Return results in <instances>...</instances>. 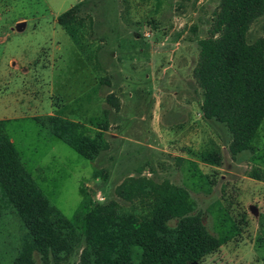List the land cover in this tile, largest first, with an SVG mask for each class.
<instances>
[{
    "label": "rangeland",
    "instance_id": "374dc122",
    "mask_svg": "<svg viewBox=\"0 0 264 264\" xmlns=\"http://www.w3.org/2000/svg\"><path fill=\"white\" fill-rule=\"evenodd\" d=\"M80 3V49L56 16ZM218 0H0V121L25 169L65 215L81 199L116 200L128 175L182 185L207 229L228 238L196 264H264V121L251 150L204 119L192 68ZM147 31L148 35L143 32ZM264 36V13L246 31ZM106 121L94 160L39 130L33 115ZM102 123V121L100 122ZM92 131V130H91ZM217 165L199 159L210 143ZM97 174H93V168ZM0 213V264L15 255L13 212ZM77 256L61 264H79ZM33 264L44 262L36 252Z\"/></svg>",
    "mask_w": 264,
    "mask_h": 264
},
{
    "label": "trees",
    "instance_id": "16d2710c",
    "mask_svg": "<svg viewBox=\"0 0 264 264\" xmlns=\"http://www.w3.org/2000/svg\"><path fill=\"white\" fill-rule=\"evenodd\" d=\"M79 9L80 3L72 4L55 20L83 49ZM263 13L264 0H218L206 35L197 39L192 75L200 90L199 109L204 119L224 125L231 154L251 150L264 121V36L246 38L250 23ZM32 119L83 158L94 160L108 145L102 116L88 117L93 129L56 113ZM198 157L217 165L218 146L211 142ZM115 193L127 205L81 199L65 215L25 169L0 121V210L13 212L22 229L9 264H33V252L54 264L75 255L79 264H196L228 238L211 233L187 189L166 178L128 175Z\"/></svg>",
    "mask_w": 264,
    "mask_h": 264
},
{
    "label": "built area",
    "instance_id": "2783aa9c",
    "mask_svg": "<svg viewBox=\"0 0 264 264\" xmlns=\"http://www.w3.org/2000/svg\"><path fill=\"white\" fill-rule=\"evenodd\" d=\"M143 34H144V35H148V32H147V31H145V32H143Z\"/></svg>",
    "mask_w": 264,
    "mask_h": 264
},
{
    "label": "crops",
    "instance_id": "0c3cea01",
    "mask_svg": "<svg viewBox=\"0 0 264 264\" xmlns=\"http://www.w3.org/2000/svg\"><path fill=\"white\" fill-rule=\"evenodd\" d=\"M71 119H73V118H71Z\"/></svg>",
    "mask_w": 264,
    "mask_h": 264
}]
</instances>
